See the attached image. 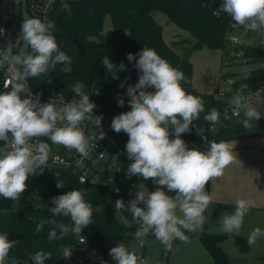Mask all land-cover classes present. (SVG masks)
I'll return each instance as SVG.
<instances>
[{"label":"clouds","instance_id":"1","mask_svg":"<svg viewBox=\"0 0 264 264\" xmlns=\"http://www.w3.org/2000/svg\"><path fill=\"white\" fill-rule=\"evenodd\" d=\"M61 7L71 15V6L64 0ZM221 13H226L234 21L232 28L257 32L264 38V0H222L221 7L212 15L219 17ZM55 30L53 21L25 18L16 44L8 42L0 49V65H7L10 76V87L0 92V141L4 142L0 147V197L6 200H18L27 188L29 177L36 175L37 169L46 168L51 148L42 137L69 151L75 150L82 158H87L91 149L96 147L97 143L93 144V141L105 138L103 116L94 115L96 104L84 94L85 85L82 82L77 81L71 88L80 97L78 101L66 103L61 99L57 106L55 100L41 103L39 95L33 98L27 83L30 78L47 76L57 65H63L60 72L72 71V59L60 50L53 35ZM21 41L31 51L14 54L13 48L20 49ZM126 59L130 63L135 61L133 68L139 73L138 82L128 84L126 93L118 99V106L122 107L126 95L130 111L115 116L110 127L116 133L128 135L125 150L132 163L127 168V178L151 179L158 187L149 192L141 190L139 185L127 205L123 199H117L114 207L116 212L126 210L132 214V223L138 226L134 239L139 242L140 248L147 243L145 238L152 234L168 252L172 251L174 240L190 242L186 232L203 230V213L211 203L205 186L210 180L223 177L224 170L235 162L236 157L224 141L213 140L207 151H200L190 149L181 139V134L189 133L201 113H205L203 99L183 88L182 82H187V78L182 71L174 68L152 48L143 47L138 53H128ZM101 64L117 80L118 72L126 68L123 63L116 65L111 62L109 56H104ZM248 75L245 70V76ZM129 78L120 83V88L125 87ZM230 103L234 106L235 115L243 111L245 118L241 123L245 129H250L251 122L264 115L248 103L240 90L232 96ZM219 116L220 113L212 108L203 119L214 126L219 122ZM85 121L94 125L95 132L85 134L82 127ZM170 129L174 139H170ZM196 131L203 137L204 129L196 126ZM56 187L64 188L63 182L57 180ZM165 187L167 193L175 195H168L163 190ZM51 204L54 205L50 209L52 216L70 217L72 223L68 225L50 220L54 227L48 232L49 242L59 240L69 232L81 234L92 224L93 205L85 202L80 190H70L53 197ZM253 206L251 200L237 199L234 212L221 214L220 231L238 235L245 216ZM95 211L104 209L97 205ZM125 223L130 225L127 218ZM43 230L44 224L36 225L35 233ZM261 237H264V230L259 227L252 229L247 237L248 246H254ZM81 242H84L83 237ZM18 243L17 240L10 241L7 234H0V264H6L10 250ZM108 255L115 264H145L142 257L123 243L112 247ZM50 258L51 253L44 251L29 256L32 264H45ZM8 264H16L15 258ZM101 264L106 262L101 260Z\"/></svg>","mask_w":264,"mask_h":264},{"label":"trees","instance_id":"2","mask_svg":"<svg viewBox=\"0 0 264 264\" xmlns=\"http://www.w3.org/2000/svg\"><path fill=\"white\" fill-rule=\"evenodd\" d=\"M71 6V15L61 7L62 0H56L51 21L56 25L53 35L61 51L72 59L71 73L60 72L63 65H57L47 76L30 78L28 80L33 92H46L51 88L70 92L72 85L82 82L90 98L96 103L97 110L117 116L130 111L128 97L125 95L124 106H118V99L126 93L128 84L138 82L139 73L131 72L133 62L126 59L128 53H138L143 47L154 49L158 55L166 59L174 68L182 71L187 82H182L186 92L201 97L205 104V113L194 122L189 133L181 134V139L188 147L204 151L206 143L231 135L240 137L253 135L251 131L260 130L255 127L245 129L241 121L227 119L223 108V99H214V93H203L196 90L191 83L192 66L189 60L193 50L205 46L223 51L226 47L225 33L228 18L224 14L220 17L212 15L210 4L206 0H64ZM163 12L168 20L195 38L191 48L180 55L167 45L162 38V27L156 21L154 13ZM109 15L111 28L106 32L104 40L96 37L102 31L104 18ZM253 51H244L243 56ZM256 53V51H254ZM254 57L256 59V55ZM104 56H109L116 65L123 63L126 68L118 72L119 79H113L101 64ZM257 60V59H256ZM127 80L124 88L120 83ZM212 108L219 113V129L215 134L208 131L209 122L203 116ZM196 126L204 129L202 135L197 134ZM170 139H174L170 129ZM257 135H261L258 133ZM128 135L121 132V145L125 154L118 156L114 165L116 174L126 175L127 168L132 161L127 158L125 145ZM119 169V170H118ZM132 178H136L133 176ZM58 181H62L64 188H57ZM153 182L152 180H146ZM27 188L18 200H6L0 197V234H7L8 239L17 240V246L10 250L9 259L15 258L20 264H32L29 256L37 251L50 252L51 258L45 264H115L108 255L110 249L126 236L128 228L116 218L113 204L117 199H123L125 204L130 201L124 190L119 186L118 179H105L103 182L87 185L78 181L72 173H64L54 177L49 172L37 171L26 181ZM156 188L158 187L154 184ZM166 188V187H165ZM80 190L85 202L93 205L92 224L83 229L81 234L69 232L63 238L49 242L48 232L54 227L50 220L71 225L70 217L52 216L50 209L54 205L51 199L70 190ZM116 189L115 193H110ZM119 189V191H117ZM208 192V183L205 186ZM174 195V193H170ZM99 205L104 211H95ZM44 224L43 232L35 233L37 224ZM196 234L201 244L209 252L212 264H229L226 252L220 242L225 238L224 233H210L204 229ZM59 235V229H57ZM190 235V233H185ZM82 237L84 242L82 241ZM177 240L173 241V246ZM234 242L241 251L248 249L247 239L234 236ZM165 252V251H164ZM169 253V252H168ZM99 255L97 259L93 255ZM264 259V257H263Z\"/></svg>","mask_w":264,"mask_h":264},{"label":"rangeland","instance_id":"3","mask_svg":"<svg viewBox=\"0 0 264 264\" xmlns=\"http://www.w3.org/2000/svg\"><path fill=\"white\" fill-rule=\"evenodd\" d=\"M154 16L162 27L161 34L164 42L171 46L175 52L182 55L192 47L195 41L192 35L169 21L163 12L156 11ZM110 28L111 21L109 15H106L102 31L96 39L104 40L106 32ZM12 29L13 25L7 28L5 46L10 42L9 36ZM230 35L237 36L239 43H226L223 51L208 46L192 51L189 57L192 66V86L201 92L216 93L218 98L224 100L225 106H233L230 101L237 90H240L241 94L247 97L249 104L255 103L259 99L253 92L255 86L244 88V83L251 82L256 85L259 83L258 81L264 80V43H262L264 38L257 32H245L243 28H235ZM24 48L25 46L21 45L19 51L17 53L13 51V53L22 55ZM244 51L253 52L248 56H243ZM245 70L249 74L247 77L245 76ZM3 144H0V147ZM97 166L107 178L113 179L116 177L118 179L119 186L124 190L129 200L134 198L132 193L137 190L139 185H141V190H148L149 192L156 190L152 183L149 184L140 177L128 179L127 175H117L112 162L106 166H104V163H98ZM163 190L167 193V189L164 188ZM115 192L116 189L110 191L111 194ZM113 210L119 222L128 228L126 236L122 237L118 243H123L129 250L135 251L138 256L145 260V264H162L165 250L155 236L149 234L145 238L147 243L143 248H140L139 242L134 239L137 226L132 223V214L126 210L116 212L114 204ZM177 214L179 215V212ZM125 218L128 219L131 226L125 223ZM256 227L264 230V211L248 213L244 218L240 235L247 238L251 230ZM189 241L188 243L177 241L172 251H169L167 255L166 264H210L212 261L211 256L202 247L199 237L196 234L191 235ZM222 245L227 253L229 264H264L262 258L264 256V237L258 239L257 243L252 247H248L246 251L239 249L231 235L222 240ZM10 261L11 259L8 258L6 264ZM16 264L20 263L16 261Z\"/></svg>","mask_w":264,"mask_h":264},{"label":"built area","instance_id":"4","mask_svg":"<svg viewBox=\"0 0 264 264\" xmlns=\"http://www.w3.org/2000/svg\"><path fill=\"white\" fill-rule=\"evenodd\" d=\"M206 1L210 4L212 13L214 10L219 9L222 4V0ZM55 3L56 0H0V30H2L0 31V49L5 47L7 28L10 25H13V29L10 33L9 41L16 44L21 31L23 19L34 17L39 18L42 21L45 19L51 21V13ZM223 14L228 18L227 30L225 33L226 43L238 44L239 40L237 36L230 35V33L234 30L231 26V23L234 21H232L231 17H229L226 13H221V15ZM21 45H23L22 41L20 42V46ZM13 51L17 53L19 48L14 47ZM30 51L31 49L25 46L23 53ZM131 72L134 75H137V71L135 69H131ZM9 80L10 76L7 65H0V92H3L10 87ZM258 82L259 83L256 85L251 82L244 83V88L255 86L253 92L257 95V97H259V99L250 105L257 108L262 114H264V80H260ZM27 83L30 88L29 82ZM8 90H10V88ZM149 91H154V89H149ZM83 92L84 94H87L85 90H83ZM257 92H259V94ZM32 93L34 99L37 95H39L41 103L55 100L57 102V106H59V101L61 99L65 100L66 103L72 100L78 101L80 99V97L72 91L65 92L57 88H51L46 92L39 93L32 91ZM214 99H220L216 93H214ZM90 101L95 103L91 98ZM223 111L227 119L242 122L245 118L243 111H241L239 115L234 114V106H224ZM93 112L94 115L103 116L102 130L105 133V138L103 140H99L98 142L93 141V144L97 143V145L91 149L90 155L87 158H82L75 150L69 151L63 146L52 144L51 141L47 140V138L42 137L41 139L49 143L51 152L46 168L37 169V171L43 170L49 172L54 177H60L64 173L69 172L74 174L80 183L90 186L101 183L104 179H109L101 173L100 168L97 165L98 163H104V166H106L110 162L115 165L118 156L125 154L121 145V132L116 133L110 127L111 121L115 117L114 115L98 111L97 106ZM251 124L252 127L264 131V115H262L258 121L253 120ZM82 127L86 135L95 132V127L90 121L83 122ZM219 127L218 123L214 126L209 123L208 131L211 134H215ZM203 137L204 140L207 139V135ZM2 143L4 142L0 141V144Z\"/></svg>","mask_w":264,"mask_h":264},{"label":"crops","instance_id":"5","mask_svg":"<svg viewBox=\"0 0 264 264\" xmlns=\"http://www.w3.org/2000/svg\"><path fill=\"white\" fill-rule=\"evenodd\" d=\"M220 141L228 144L236 160L224 170L223 177L208 182V194L211 196V203L203 215L205 217L204 229L210 233H222L219 218L222 213L231 214L234 212L237 199L253 201L254 206L251 207L249 213L264 211V135H245ZM147 183H152V186L156 188L153 182ZM224 234H226L225 237L228 235L233 236V239L234 236L246 238L240 235L241 233L239 235L235 233ZM220 246L223 250L225 249L222 241ZM202 247L206 250L203 245ZM98 257L99 255H93L94 259ZM210 264H212V261Z\"/></svg>","mask_w":264,"mask_h":264},{"label":"water","instance_id":"6","mask_svg":"<svg viewBox=\"0 0 264 264\" xmlns=\"http://www.w3.org/2000/svg\"><path fill=\"white\" fill-rule=\"evenodd\" d=\"M251 132H253L255 134L260 133L261 135H264V131H262V130H256V131H251ZM229 138H232V136L231 135H228V136L224 137L223 139H229ZM213 140H215V139H211L208 143H206L205 148H204V151H207V148L209 147L210 142L213 141ZM192 234L193 233H190V235H192ZM168 252H166V251L164 252L163 258H162V264H166L167 263V255H168Z\"/></svg>","mask_w":264,"mask_h":264}]
</instances>
